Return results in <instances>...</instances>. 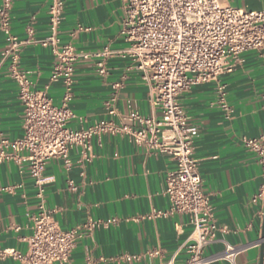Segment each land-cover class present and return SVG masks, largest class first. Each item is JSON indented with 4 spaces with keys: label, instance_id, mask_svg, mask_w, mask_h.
I'll return each instance as SVG.
<instances>
[{
    "label": "crops",
    "instance_id": "crops-1",
    "mask_svg": "<svg viewBox=\"0 0 264 264\" xmlns=\"http://www.w3.org/2000/svg\"><path fill=\"white\" fill-rule=\"evenodd\" d=\"M11 2L10 34L19 41L33 40L21 46L17 68L28 73L33 90L47 88L48 96L58 105L66 88L61 81L49 84L55 57L38 42L50 34L47 12L51 0ZM63 3L60 43L78 52L100 53L106 49L111 53L105 57L104 75L97 67L102 58L92 57L76 64L69 101L75 119L68 127L87 129L100 121L131 125L124 118L132 111L159 121L160 113L151 105L136 64L120 53L128 47L120 33V1ZM222 4L244 11L264 8V0H222ZM28 29L32 30L31 36ZM7 44L0 31V139L13 141L23 135V107L9 74L11 55H5ZM221 85L231 109L229 117L215 105ZM112 99L115 113L109 114L107 104ZM179 103L189 123L198 129L193 157L213 209L216 242L205 253L220 252L226 245L243 247L235 264H260V260L264 264V247L261 254L259 243L264 220V169L258 155L243 145L244 139H264L261 58L255 52L244 53L230 73L216 82L193 87L179 97ZM91 146L92 159L85 165L79 163L78 149L72 148L69 169L60 159L48 161L45 167V208L61 229L75 228L88 220H114L77 239L67 264H85L87 259L94 264L185 261L192 231L188 217L155 214L169 208L166 177L174 170L169 157L136 144L128 135L93 136ZM38 204L27 165L13 161L0 164V252L26 253ZM125 255L137 259L126 261L121 258ZM0 264L19 263L7 256L0 257Z\"/></svg>",
    "mask_w": 264,
    "mask_h": 264
},
{
    "label": "built area",
    "instance_id": "built-area-1",
    "mask_svg": "<svg viewBox=\"0 0 264 264\" xmlns=\"http://www.w3.org/2000/svg\"><path fill=\"white\" fill-rule=\"evenodd\" d=\"M119 1L123 12L120 33L128 43L120 53L136 64L151 105L161 119L157 121L132 111L124 118L131 125L100 121L87 129H72L68 125L75 116L69 101L76 64L92 57L102 58L97 67L104 75L105 57L111 53L106 49L100 53L78 52L69 44H61L58 33L64 3L51 0L47 12L50 34L38 42L49 48L55 57L49 84L61 81L66 88L60 104L56 105L48 96L47 88L33 90L28 73L18 70L20 48L33 40L30 37L28 41H19L10 34L12 2L1 0L0 31L8 42L5 55H11L9 74L17 85L18 99L23 107V135L13 141L0 139V164L13 161L17 165H27L39 212L32 218V235L26 253L4 250L0 257L9 256L19 264H67L77 239L114 222L88 220L78 227L63 230L52 212L45 208L47 178L44 172L48 161L60 159L69 169V152L77 148L79 163L85 165L92 159V137L109 134L128 135L136 144L147 145L154 152L168 156L174 164V170L166 177L165 195L169 208L155 214L184 215L192 231L186 246L187 259L183 262L170 259L162 264H214L219 261L235 264V257L243 247L226 245L220 252L205 253V249L216 242L213 209L203 191L198 163L193 157L198 129L189 123L179 97L195 86L216 82L230 73L244 53H257L264 65V8L244 11L225 6L222 0ZM28 34L32 35L31 29ZM217 95L215 105L229 117L231 109L223 85L218 87ZM113 101L107 104L109 114L115 113ZM243 145L258 155L264 169V139H244ZM69 187L75 190L72 182ZM263 242L264 237L259 243ZM121 258L137 259L128 255ZM85 264H94V261L87 259Z\"/></svg>",
    "mask_w": 264,
    "mask_h": 264
},
{
    "label": "water",
    "instance_id": "water-1",
    "mask_svg": "<svg viewBox=\"0 0 264 264\" xmlns=\"http://www.w3.org/2000/svg\"><path fill=\"white\" fill-rule=\"evenodd\" d=\"M262 238L264 237V220H263V229H262V233H261ZM263 243L260 244V249H261V254L263 253ZM260 264H262V260H260Z\"/></svg>",
    "mask_w": 264,
    "mask_h": 264
}]
</instances>
